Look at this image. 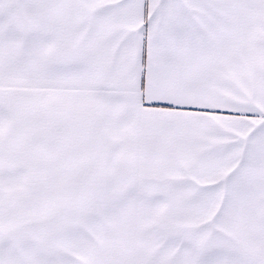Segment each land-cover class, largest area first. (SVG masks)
Listing matches in <instances>:
<instances>
[{
  "label": "snow or ice",
  "instance_id": "snow-or-ice-1",
  "mask_svg": "<svg viewBox=\"0 0 264 264\" xmlns=\"http://www.w3.org/2000/svg\"><path fill=\"white\" fill-rule=\"evenodd\" d=\"M0 264H264V0H0Z\"/></svg>",
  "mask_w": 264,
  "mask_h": 264
}]
</instances>
